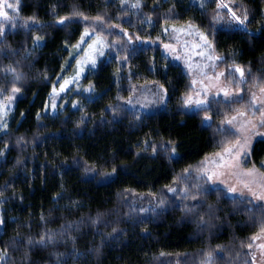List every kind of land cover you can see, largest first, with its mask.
Segmentation results:
<instances>
[{
    "label": "trees",
    "instance_id": "16d2710c",
    "mask_svg": "<svg viewBox=\"0 0 264 264\" xmlns=\"http://www.w3.org/2000/svg\"><path fill=\"white\" fill-rule=\"evenodd\" d=\"M120 1L20 0L19 14L37 26L14 28L4 41L12 53H0V88L18 92L0 126V264H202L206 255L210 264H251L248 247L264 231L262 206L219 187L166 195L169 203L148 213L126 197L160 192L221 149L228 138L216 124L245 99L184 110L190 80L183 66L158 46L135 45L105 53L54 111L51 101L95 17L153 38L163 26L191 21L225 62L263 85L264 0H228L244 21L223 25L214 3L143 0L141 10H127ZM151 81L168 93L164 108L138 115L118 106ZM250 161L262 167L264 139Z\"/></svg>",
    "mask_w": 264,
    "mask_h": 264
},
{
    "label": "rangeland",
    "instance_id": "374dc122",
    "mask_svg": "<svg viewBox=\"0 0 264 264\" xmlns=\"http://www.w3.org/2000/svg\"><path fill=\"white\" fill-rule=\"evenodd\" d=\"M190 1L199 5L214 3V20L217 24L223 25L224 21L232 23L244 21L228 0ZM19 3L20 0H0V53H12L4 41L14 28L29 29L37 26L35 18H26L19 14ZM143 4V0L120 1V5L127 10L135 8L141 10ZM123 15L128 17V13ZM140 15L137 22L144 18L143 14ZM166 16L171 18L169 12H166ZM89 25L90 28L84 31L78 46L80 56L75 66L60 79L55 89L51 101L52 111L56 110L59 97L89 68L95 66L105 53H128L135 45L158 46L163 54L183 66L190 80V88L180 104L184 110L198 111L213 107L222 101L240 99L247 101L245 107L230 109L217 122V128L228 138L221 149L182 172L175 184L156 194L128 192L126 197L131 207L140 213H148L152 209L167 205L169 202L166 195L182 197L188 196L191 191L219 187L229 196L246 199L250 204L262 206L264 209V170L259 169L264 168V163L260 167L250 161L253 145L258 139H264V84L259 85L251 80L243 66L225 62L224 56L217 52L208 35L191 21L163 26L160 35L154 38L131 33L122 24L113 23L106 17H95L89 21ZM6 68L7 71L13 69ZM24 77L25 75L19 73L18 81L24 80ZM4 88L3 86L0 88L1 127L5 114L18 94L17 88L12 84L7 86L9 94H6ZM167 101L168 93L165 87L159 82L151 81L136 85L129 96L119 100L118 106L125 112L140 115L164 108ZM204 114L205 120H210L209 114ZM46 240L53 239L49 237ZM248 250L251 264H264V231L252 238ZM203 260L202 264H210L212 256L206 255Z\"/></svg>",
    "mask_w": 264,
    "mask_h": 264
},
{
    "label": "snow or ice",
    "instance_id": "6c2138e0",
    "mask_svg": "<svg viewBox=\"0 0 264 264\" xmlns=\"http://www.w3.org/2000/svg\"><path fill=\"white\" fill-rule=\"evenodd\" d=\"M241 23H243V21H240ZM239 71V69H237ZM243 75V73H241ZM227 95V93H226ZM189 103L191 102L190 100L188 101ZM232 191H235V189H232Z\"/></svg>",
    "mask_w": 264,
    "mask_h": 264
}]
</instances>
